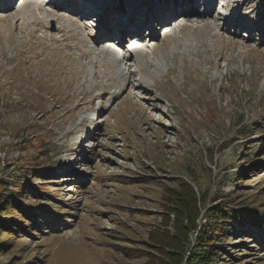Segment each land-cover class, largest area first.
Instances as JSON below:
<instances>
[{
  "label": "rangeland",
  "instance_id": "374dc122",
  "mask_svg": "<svg viewBox=\"0 0 264 264\" xmlns=\"http://www.w3.org/2000/svg\"><path fill=\"white\" fill-rule=\"evenodd\" d=\"M41 1L49 14L30 1L0 21V220L14 218L0 264H167L179 178L208 189L207 229L225 207L262 216L218 221L209 264H264V0L222 9L250 28L217 6L180 11L168 37L144 31L141 70L123 79L93 51L95 23Z\"/></svg>",
  "mask_w": 264,
  "mask_h": 264
},
{
  "label": "bare ground",
  "instance_id": "6f19581e",
  "mask_svg": "<svg viewBox=\"0 0 264 264\" xmlns=\"http://www.w3.org/2000/svg\"><path fill=\"white\" fill-rule=\"evenodd\" d=\"M61 1L60 0L51 1L54 2L52 5L54 8L53 14L57 12L59 13L62 12L61 10H59V8L63 9V5L62 3H60ZM71 1L77 3L78 5L77 9L79 10L80 14H82L83 16L97 18L98 29H97L96 37H93V42L96 43L95 41H99L100 43L94 44L92 49L93 51L98 53L100 52L109 53V61H110L109 66L112 68L114 67L113 71L115 72L116 76L121 77V79H123V77L126 78V73L129 77L131 74L135 72V70L138 69L141 70L143 63H141L140 60H142L143 62V59H141L143 55L140 53L139 50L137 51L134 48V45H136L135 43L137 42H143L140 41V39H142L141 36L143 35V31L145 27H151L153 25V22H163L165 21L166 17L170 18L178 14H182L183 12L180 11H185L189 15L190 13L195 14L193 17L189 16L195 20L198 19L201 20L202 18L206 19L205 17H210V16L205 14L208 12L214 13L217 7L215 6L216 0H157V1L155 0L156 2L154 6L145 5L146 0H141L144 2H140V4H137L138 0H118L119 1L118 3L112 0H108V1H112L111 3H105L104 0H101L99 2L98 1L95 2L94 0H71ZM204 1L205 3L207 2V4L206 5L203 4L204 6H201V4ZM41 2H42L41 0L37 2L39 5L37 9L38 10L46 9ZM7 7H8L7 4L0 3L1 22H3L5 19L13 15V12L10 14V11H7L8 10ZM51 7H49V9ZM197 9H200V11L198 13H195ZM211 9L212 10L214 9V11H212ZM45 12L49 14L47 9L45 10ZM169 14H171V16H168ZM222 14L225 17H227V15L230 16L226 18V19H230L229 21L227 20H223V21L225 22L231 21L230 24L236 23L235 25L236 29H238V27H243V26L250 28L254 24V22L252 23L248 21L242 22L241 21L242 17L240 15L233 13H230L229 15L228 11L223 12ZM69 15H73V14L70 13ZM42 17L44 18V15ZM180 18L181 16L178 17V19ZM218 19L220 18L218 17ZM221 19L224 18L222 17ZM34 22L38 26H40V21L37 17H35ZM89 23L92 24L93 21H90ZM170 24L171 25H166V26H172V22H170ZM180 26H181L180 28L182 29L183 25L180 24ZM60 30H61L60 33H63L65 31V28ZM151 30L152 32L150 34L154 35L155 32L152 27ZM68 31L70 32L69 29ZM172 31L173 29L170 32ZM133 34H136L138 36L137 39H139V41L126 43L129 38L131 39L136 38V37H132ZM166 34L163 35L165 36ZM115 41H117V43L120 44L119 46L130 44L127 45V47H125V49H127V52L124 51L125 49L119 51L117 46L112 45V42ZM103 42H108V47L106 45H105L106 47H104V45L102 44ZM151 47H152L151 53L154 54L155 53L154 48L156 47H154V45ZM106 48H108L109 51H106ZM129 82L130 83L132 82L131 78H129ZM114 95H118V94H114Z\"/></svg>",
  "mask_w": 264,
  "mask_h": 264
},
{
  "label": "trees",
  "instance_id": "16d2710c",
  "mask_svg": "<svg viewBox=\"0 0 264 264\" xmlns=\"http://www.w3.org/2000/svg\"><path fill=\"white\" fill-rule=\"evenodd\" d=\"M241 178L242 177H240V179ZM177 180V185L167 187L171 195L167 197L171 200L173 206L171 210L174 211L176 216V220L174 222L175 230L172 235V238L169 239L170 242H172V245L170 246V244H166V247L172 250L170 254H167L169 258V262L167 264H180L184 254H186L185 248L187 246L190 247V250H188L187 259L184 260L183 263L209 264L212 259L211 255L213 252L211 246L212 243H210V240L212 236L217 233L218 227H216L215 225L218 221L222 222L221 224L225 226L224 228L225 230H227L229 229L227 227V224H230L229 222L232 219L234 221L235 218H240L245 221L250 220L252 222H255L260 221V219L262 218V216H259L258 214L254 213V211H247V209L250 208L249 204L246 205L248 207L237 206L229 208V210L231 209V212H229L227 207H225L221 211H213V213L216 212L215 215L213 214L211 216V221L214 223V227L213 224H211V226L208 227L209 229H207L206 227H204V224H200L197 221L201 216V213L203 212L201 206L210 195L208 189H201L196 185L195 181L190 178H179ZM217 200V203L220 202L222 200V197L220 196L219 198H217ZM12 207L20 209V207L15 205H12ZM207 211L208 210H206L205 212ZM221 214H224L223 217L225 219L221 218ZM9 218L10 222H4L0 220V223L9 224V226L14 225L13 222H11L14 218L12 216H10ZM35 218L37 217L31 218V220L35 222ZM234 226L235 225L233 224V230ZM194 234H197L195 243L196 246H194L195 244H192L193 246L191 247V238ZM204 243H207V245L205 246ZM220 247H222V245L218 246V248ZM176 258L177 260H175Z\"/></svg>",
  "mask_w": 264,
  "mask_h": 264
}]
</instances>
